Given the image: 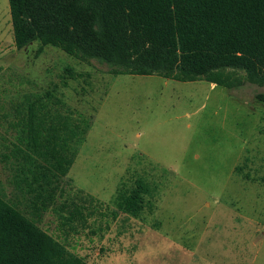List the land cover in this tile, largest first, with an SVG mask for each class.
Masks as SVG:
<instances>
[{
    "label": "rangeland",
    "instance_id": "374dc122",
    "mask_svg": "<svg viewBox=\"0 0 264 264\" xmlns=\"http://www.w3.org/2000/svg\"><path fill=\"white\" fill-rule=\"evenodd\" d=\"M37 47H15L0 0L4 201L88 264H264V86L114 75ZM45 91L49 109L66 106L87 128L43 208L22 179L25 153L43 165L26 147V97ZM137 180L148 193L133 216L119 203Z\"/></svg>",
    "mask_w": 264,
    "mask_h": 264
},
{
    "label": "trees",
    "instance_id": "16d2710c",
    "mask_svg": "<svg viewBox=\"0 0 264 264\" xmlns=\"http://www.w3.org/2000/svg\"><path fill=\"white\" fill-rule=\"evenodd\" d=\"M8 4L17 49L37 41V55L45 46H54L80 61L105 64L114 75L204 80L226 88L243 82L264 86V0H8ZM46 98H52L51 92L26 97L25 143L43 165L38 167L25 153L29 175L24 172L22 179L27 193L41 200L43 208L55 190L47 188L67 173L87 128L74 121L68 107L64 106L66 113L49 109ZM146 193L144 183L137 180L119 207L137 215ZM73 206L68 220L80 214ZM0 264L88 263L0 197Z\"/></svg>",
    "mask_w": 264,
    "mask_h": 264
}]
</instances>
